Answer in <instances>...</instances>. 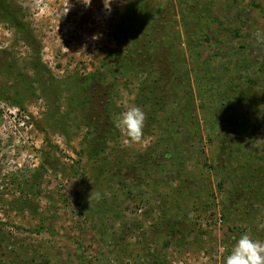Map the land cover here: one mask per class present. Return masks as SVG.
<instances>
[{
	"label": "rangeland",
	"instance_id": "obj_1",
	"mask_svg": "<svg viewBox=\"0 0 264 264\" xmlns=\"http://www.w3.org/2000/svg\"><path fill=\"white\" fill-rule=\"evenodd\" d=\"M85 3L0 0V264L264 243V0ZM131 106L140 143L115 126Z\"/></svg>",
	"mask_w": 264,
	"mask_h": 264
},
{
	"label": "clouds",
	"instance_id": "obj_2",
	"mask_svg": "<svg viewBox=\"0 0 264 264\" xmlns=\"http://www.w3.org/2000/svg\"><path fill=\"white\" fill-rule=\"evenodd\" d=\"M85 3V0H84ZM89 0L87 4H90ZM147 116L138 106H131L116 118L115 126L121 129L131 143H140L144 136ZM226 264H264V243L242 235L226 257Z\"/></svg>",
	"mask_w": 264,
	"mask_h": 264
},
{
	"label": "trees",
	"instance_id": "obj_3",
	"mask_svg": "<svg viewBox=\"0 0 264 264\" xmlns=\"http://www.w3.org/2000/svg\"><path fill=\"white\" fill-rule=\"evenodd\" d=\"M0 98H1V99H3L4 101H5V100H6V101L8 100V98H7V97H5V96H4V97H0ZM17 105H18V104H17ZM18 107L20 108V106H19V105H18Z\"/></svg>",
	"mask_w": 264,
	"mask_h": 264
}]
</instances>
